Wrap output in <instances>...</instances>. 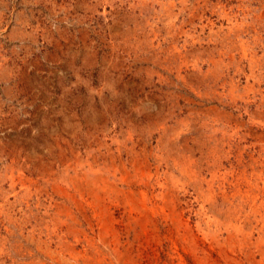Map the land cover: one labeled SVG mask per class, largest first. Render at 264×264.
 I'll return each instance as SVG.
<instances>
[{"label":"rangeland","instance_id":"374dc122","mask_svg":"<svg viewBox=\"0 0 264 264\" xmlns=\"http://www.w3.org/2000/svg\"><path fill=\"white\" fill-rule=\"evenodd\" d=\"M263 182L264 0H0V264H264Z\"/></svg>","mask_w":264,"mask_h":264},{"label":"bare ground","instance_id":"6f19581e","mask_svg":"<svg viewBox=\"0 0 264 264\" xmlns=\"http://www.w3.org/2000/svg\"><path fill=\"white\" fill-rule=\"evenodd\" d=\"M259 175H261V174H259ZM258 179V181H259V178H257ZM262 179V178H261ZM264 183V182H263ZM261 184V183H260ZM258 187V186H257ZM261 189V188H260ZM261 191V190H260ZM254 200V199H253ZM253 202V201H252ZM254 204V203H253ZM259 206V205H258ZM260 207H261V205H260ZM256 208V207H255ZM262 211V210H261ZM255 213V212H254ZM258 213V212H257Z\"/></svg>","mask_w":264,"mask_h":264}]
</instances>
